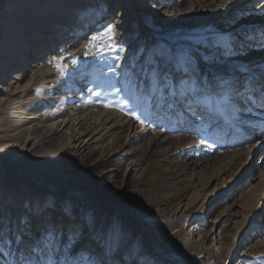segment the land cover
<instances>
[{
    "label": "rangeland",
    "instance_id": "374dc122",
    "mask_svg": "<svg viewBox=\"0 0 264 264\" xmlns=\"http://www.w3.org/2000/svg\"><path fill=\"white\" fill-rule=\"evenodd\" d=\"M33 1L21 0L16 10H29ZM36 1L42 2V9L51 4L50 0ZM6 2L0 0V12ZM119 2L96 0L92 6L100 8L94 6L74 20L67 16L72 25L66 24V34L58 41L57 36L45 34L52 25L42 19L36 18L33 27L22 28L25 37L34 36L31 33L37 25L42 30L37 35L40 39H29L27 59L19 66L21 79L32 77L31 93L23 103L31 108L24 112L23 120L36 131L55 120L69 125L85 120L83 124L95 130L81 150L62 155V173L55 169L54 157L65 144L63 137L52 138L27 156L42 159L53 172L42 176L52 186L31 188L26 206L42 200L50 201L55 209L34 226L43 228L56 222L54 217L61 219V209L67 206L78 217H91L97 198L108 206L120 204L136 216L133 219L100 208L98 229L107 231L113 222L122 228L101 240L113 250L111 264H159V257L169 264H264V135L260 128L250 127L264 117L253 111L234 119L211 93H201L200 102L190 109L187 105L165 106L162 93L154 85H146L140 72L154 46L161 48L162 41L153 42L132 13L121 14ZM180 2L158 0L156 8L158 12L167 8L178 12ZM109 23L115 28L111 47L101 38L95 46L85 48L91 36L103 32ZM145 24L152 30L150 23ZM251 24L250 17L244 19V26ZM158 40L162 39L154 41ZM165 43L177 42L170 38ZM260 53L264 51L253 52L252 58ZM61 55L67 57L63 62ZM53 57L56 60L49 63ZM35 63L40 66L33 68ZM57 63L62 65L59 70ZM9 76H1L0 86ZM8 108L7 112L11 106ZM3 117L0 115V128L11 121ZM231 133L235 143L224 146L225 136ZM0 162V217L6 227H15L26 207L15 214L5 183L10 181L14 190L21 184L12 173L11 160L0 157ZM61 182L63 186H58ZM180 236L184 240L178 241Z\"/></svg>",
    "mask_w": 264,
    "mask_h": 264
},
{
    "label": "snow or ice",
    "instance_id": "6c2138e0",
    "mask_svg": "<svg viewBox=\"0 0 264 264\" xmlns=\"http://www.w3.org/2000/svg\"><path fill=\"white\" fill-rule=\"evenodd\" d=\"M233 2L221 0V6ZM253 8L264 13V0H255ZM114 36L115 28L109 23L103 32L91 36L85 48L95 46L101 38H106L111 47ZM255 51H264V27L231 33L209 30L199 37H184L182 43L154 46L151 58L141 65L140 72L146 85H154L162 93L163 103L169 109L184 105L190 109L200 102L201 93H211L234 119L253 111L264 117V59L248 58ZM66 59L59 56L61 62ZM55 60L53 57L49 63ZM55 66L58 70L62 67L60 63ZM250 127L260 128L264 135V119ZM54 211L50 201L41 200L26 206L15 227H6L0 217V264H111L113 250L101 240L107 234L122 231L118 222L109 225L107 231L103 227L98 229L94 217H78L67 206L61 209L59 223L50 221L43 228L34 226L45 213Z\"/></svg>",
    "mask_w": 264,
    "mask_h": 264
},
{
    "label": "bare ground",
    "instance_id": "6f19581e",
    "mask_svg": "<svg viewBox=\"0 0 264 264\" xmlns=\"http://www.w3.org/2000/svg\"><path fill=\"white\" fill-rule=\"evenodd\" d=\"M50 1V6L43 9L41 8L42 2L40 3L35 0L30 7H27L29 10L17 11L16 8L21 7V0H7L5 7L0 12V27L2 29V36L0 38V78L5 73L10 74L6 84L0 86V95L3 96V98H0V103H2L3 106V108L0 109V115L4 116L3 119H5V117L11 118V121L7 122L5 125L3 124L4 126L0 128V157H6L11 160L12 173L18 176V181L21 184L19 189L14 190V186L10 181L5 183V185H7L6 189L8 195L13 198V211L15 214L21 213L29 203L31 188L45 189L52 186L48 184L47 180L42 179V176L53 173L47 168L45 162L42 159H29L27 156L34 155L41 145L49 142L52 138L57 137L58 139L63 137L65 144L63 147L58 148L54 157L56 161L55 169L62 173V160L64 159L62 155L66 151L81 150L92 140L95 133L93 126L89 127L83 124L85 120L84 122H75L72 125L66 124L64 123L65 121L62 120H55L43 127V131H36L30 128V122L23 120L24 112H29V108H31V105L29 106L23 103L31 93L29 85L32 82V77L29 79H25V77L21 79L23 71H20L19 66L24 64L25 57L27 59V45L29 46L30 44L29 39H40L37 35H39L42 30L41 25H37L36 29L31 33L34 36L25 37V35L22 34V28L33 27L36 25L34 20H37L38 23V19H42L41 22L46 21L48 24L50 22L52 25L45 34H47L48 37L57 36L55 40L58 41L59 38H61L60 36L66 34V24L72 25L71 21L66 20L67 16L70 17L71 20H74V18L79 15L89 13V10L95 6L92 5L96 4V0ZM180 1L178 7H180L181 10L178 12L172 9L169 10L168 8L165 9V11L158 12L156 8V2H158V0H120L118 7L122 10V12H120L121 14L125 13V15H129V13H132L130 16H133L141 27L147 31L146 34L153 42L158 43L162 41L161 48L165 46L166 40L170 38L176 42L182 43L184 37H199L200 35L208 34L209 30L231 33L234 31L260 29L264 27V13L259 10L256 13L253 12V10L256 9H249V6H253L255 0H234L233 3L224 6H221V0ZM95 8L100 7L95 6ZM50 12L52 13L49 14ZM63 13H65L66 16H63ZM259 15L260 17H258ZM248 17H250L252 24L244 26L243 21ZM259 22V25L254 24ZM145 23H150L152 30H149ZM156 37L162 40L154 41ZM29 48L31 49V47ZM125 57L126 63H128L130 67L132 64L128 60L129 53L125 54ZM250 58H252V55L249 56V59ZM8 59H10L9 62ZM252 59H264V53H260L257 56L255 55ZM35 66H40V64L35 63L33 68ZM133 71L135 73L134 68ZM42 81L44 80L42 79ZM138 85H140V83ZM9 106H11V110L7 112L6 108ZM221 114L223 115V119L226 120L227 117L223 113ZM53 118L54 117H52V119ZM35 128L38 127L36 126ZM37 132L39 133L37 134ZM3 136L7 139L2 138ZM234 143L235 142L232 140V133L227 134L223 140V145L229 147ZM23 163L26 165H22ZM1 165L2 162H0V166ZM55 185L56 184H53V186ZM58 186H63L62 182ZM94 200L95 207L91 211V217H94L97 222L101 218V207L109 210H116L136 219L133 212L120 204L108 206L97 198H94ZM61 202L62 201H60V203ZM60 203H58L57 206H60ZM57 211L59 212L60 210L57 209ZM58 214L59 213H57L56 216H58ZM18 218L19 217H17L16 220ZM54 218L56 222H60L62 219H58V217L57 219L56 217ZM139 226L145 229L144 225L140 223ZM249 233V235H251L252 231ZM146 234L148 242L152 244V235L149 234V232ZM182 240H184V236L178 238V241ZM232 255L233 254H231L230 257ZM156 262H159V264H169L166 259L161 257H159V260Z\"/></svg>",
    "mask_w": 264,
    "mask_h": 264
}]
</instances>
